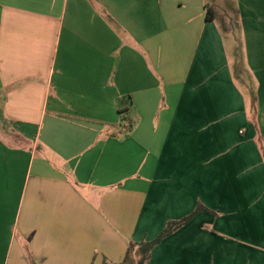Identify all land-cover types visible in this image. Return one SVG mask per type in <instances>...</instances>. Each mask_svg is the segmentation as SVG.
<instances>
[{"label":"crops","instance_id":"0c3cea01","mask_svg":"<svg viewBox=\"0 0 264 264\" xmlns=\"http://www.w3.org/2000/svg\"><path fill=\"white\" fill-rule=\"evenodd\" d=\"M232 1L221 26L206 0H0V264H119L198 207L147 264H264V0Z\"/></svg>","mask_w":264,"mask_h":264},{"label":"rangeland","instance_id":"374dc122","mask_svg":"<svg viewBox=\"0 0 264 264\" xmlns=\"http://www.w3.org/2000/svg\"><path fill=\"white\" fill-rule=\"evenodd\" d=\"M206 1L210 5H214L215 17L221 26L229 25L232 22L235 16V8L232 0H206ZM236 39L237 41H234L232 43L231 35H229L227 48L229 50V54H231L233 58L235 65L238 64L239 66V67L236 66L235 68L238 67V69H240L239 73L236 75L237 79L238 78L241 79L240 74H243L244 82H242L241 84L251 95H253L254 82L249 81L251 80V74L253 72L248 65L247 66L245 65V62L248 63L247 48L246 47L243 48L241 35L237 34Z\"/></svg>","mask_w":264,"mask_h":264},{"label":"trees","instance_id":"16d2710c","mask_svg":"<svg viewBox=\"0 0 264 264\" xmlns=\"http://www.w3.org/2000/svg\"><path fill=\"white\" fill-rule=\"evenodd\" d=\"M208 13H210V10L207 11V15ZM200 210L204 209L202 207H198L191 215L179 221L168 222L159 236L152 241L130 242L127 246L123 260L119 264H147L153 246L160 242L166 236L170 235L173 231L177 230L179 227L188 223L195 215V213ZM31 264L35 263L31 261Z\"/></svg>","mask_w":264,"mask_h":264},{"label":"built area","instance_id":"2783aa9c","mask_svg":"<svg viewBox=\"0 0 264 264\" xmlns=\"http://www.w3.org/2000/svg\"><path fill=\"white\" fill-rule=\"evenodd\" d=\"M129 132V123L127 121L122 122V127H120V133L126 134Z\"/></svg>","mask_w":264,"mask_h":264}]
</instances>
